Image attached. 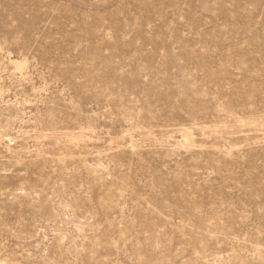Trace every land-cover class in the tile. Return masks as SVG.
I'll list each match as a JSON object with an SVG mask.
<instances>
[{"label":"rangeland","instance_id":"rangeland-1","mask_svg":"<svg viewBox=\"0 0 264 264\" xmlns=\"http://www.w3.org/2000/svg\"><path fill=\"white\" fill-rule=\"evenodd\" d=\"M0 264H264V0H0Z\"/></svg>","mask_w":264,"mask_h":264},{"label":"bare ground","instance_id":"bare-ground-1","mask_svg":"<svg viewBox=\"0 0 264 264\" xmlns=\"http://www.w3.org/2000/svg\"><path fill=\"white\" fill-rule=\"evenodd\" d=\"M20 64H21V63H20ZM188 131H189V130H188ZM183 133H184V135H187V132L184 131ZM188 134H189V133H188Z\"/></svg>","mask_w":264,"mask_h":264}]
</instances>
